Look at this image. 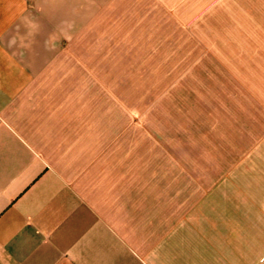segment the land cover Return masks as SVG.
Masks as SVG:
<instances>
[{
	"label": "crops",
	"instance_id": "0c3cea01",
	"mask_svg": "<svg viewBox=\"0 0 264 264\" xmlns=\"http://www.w3.org/2000/svg\"><path fill=\"white\" fill-rule=\"evenodd\" d=\"M115 1L0 0V264H264V126L207 190L104 154L103 64L76 42ZM255 69L264 119V46Z\"/></svg>",
	"mask_w": 264,
	"mask_h": 264
},
{
	"label": "rangeland",
	"instance_id": "374dc122",
	"mask_svg": "<svg viewBox=\"0 0 264 264\" xmlns=\"http://www.w3.org/2000/svg\"><path fill=\"white\" fill-rule=\"evenodd\" d=\"M76 45L95 48L89 69L103 64L88 109L103 113L104 143L121 147L104 154L166 158L185 190L219 183L264 126L255 97L264 0H116Z\"/></svg>",
	"mask_w": 264,
	"mask_h": 264
}]
</instances>
